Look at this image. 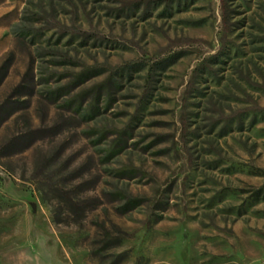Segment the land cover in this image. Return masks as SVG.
Masks as SVG:
<instances>
[{"label":"rangeland","instance_id":"1","mask_svg":"<svg viewBox=\"0 0 264 264\" xmlns=\"http://www.w3.org/2000/svg\"><path fill=\"white\" fill-rule=\"evenodd\" d=\"M0 264H264V0H0Z\"/></svg>","mask_w":264,"mask_h":264},{"label":"trees","instance_id":"2","mask_svg":"<svg viewBox=\"0 0 264 264\" xmlns=\"http://www.w3.org/2000/svg\"><path fill=\"white\" fill-rule=\"evenodd\" d=\"M111 152H112L111 154H113V151H111ZM120 196H122V195H120ZM142 203H143L142 200H139V199H133V200H132V199H130V200L128 201V203H127L125 209L127 210V212L132 211V210H134L135 208H137L138 206H140ZM126 210H125V211H126Z\"/></svg>","mask_w":264,"mask_h":264}]
</instances>
